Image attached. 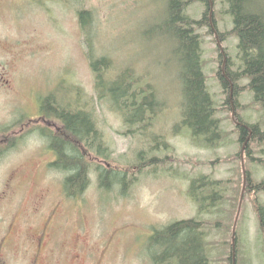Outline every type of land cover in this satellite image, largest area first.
<instances>
[{"label": "rangeland", "instance_id": "rangeland-1", "mask_svg": "<svg viewBox=\"0 0 264 264\" xmlns=\"http://www.w3.org/2000/svg\"><path fill=\"white\" fill-rule=\"evenodd\" d=\"M210 1L192 0L187 8L202 21L197 30L203 68L221 121L222 139L208 147L195 143L191 128L182 124L181 87L159 30L152 39L143 37L150 0H0V255L7 264H32L36 253V264H154L148 252L154 229L189 218L206 223L209 264H233L237 215L235 264H264L254 204L256 198L264 203V193L246 192L247 179L238 214L243 176L236 198L244 167L247 178L264 179L258 160L264 145L250 139L243 145L233 119L235 109L244 120L264 125V109L248 87L250 79L223 87L219 74L227 66L232 73L241 70L238 38L228 4ZM80 10L92 12L90 45L96 56L112 59L108 75L133 68L162 90L164 105L148 125H127L111 101L100 98ZM50 95L69 108L88 106L106 145L105 158L90 155V185L78 198L66 195L65 174L51 165L56 156L44 132L63 125L42 111ZM152 158L154 164L146 163ZM98 164L125 172V182L101 187ZM202 175L234 186L218 213L200 214L188 194L191 181ZM43 230L48 238L38 250L32 239Z\"/></svg>", "mask_w": 264, "mask_h": 264}, {"label": "trees", "instance_id": "trees-1", "mask_svg": "<svg viewBox=\"0 0 264 264\" xmlns=\"http://www.w3.org/2000/svg\"><path fill=\"white\" fill-rule=\"evenodd\" d=\"M209 1L206 0L208 6L211 2ZM221 1L228 4V11L233 17L232 31L238 38L241 70L232 73L227 66V72L219 74L220 80L225 89L229 87L232 89L233 82L236 84L242 78L250 79L248 87L264 109V0ZM150 2L152 16L145 23L143 37L152 39L154 33L159 30L161 40L167 44L164 57L174 62L172 65L176 74L174 78L179 81L181 87L182 124L191 128L195 143L214 146L222 139V131L203 68L202 41L197 30L202 21L193 19L187 13L192 0ZM79 20L86 35L91 67L96 77L95 86L100 98L109 99L114 108L122 113L127 125L143 122L148 125L153 113L164 105L162 90L153 86L151 79L133 68H126L114 76L108 75L113 64L112 59L108 56H96L90 45L94 35L92 12L80 10ZM222 52L221 50V55ZM166 63L164 61L162 65L165 67ZM42 111H47L48 115L62 122L63 126L58 132L44 134L48 138L49 148L56 156L51 165L65 174L64 192L69 198H78L90 185L92 152L105 158L106 145L103 135L88 106L69 108L55 96L50 95L44 99ZM234 121L243 145L248 139L264 145V125L250 123L239 113H235ZM160 143L167 145L166 141L160 140ZM246 151L250 154L248 147ZM143 156L144 151L140 153V157ZM155 159H149L146 163L152 165L156 162ZM258 160L264 167V157ZM98 165L96 171L99 172L101 187L111 190L114 184L125 182V172L102 169V165ZM242 179L243 175L236 189L237 199L241 194ZM247 179L246 192L264 193V179L255 181L249 175ZM231 189H234L231 180H218L210 175H202L191 181L188 194L198 205L200 214H212L222 209L227 202V194H231ZM121 193H124V189ZM254 201L260 230L264 234V203L257 198ZM233 204L235 203H232V206ZM205 224L204 220L191 218L176 220L162 228H155L148 240V252L153 263L209 264V240Z\"/></svg>", "mask_w": 264, "mask_h": 264}, {"label": "flooded vegetation", "instance_id": "flooded-vegetation-1", "mask_svg": "<svg viewBox=\"0 0 264 264\" xmlns=\"http://www.w3.org/2000/svg\"><path fill=\"white\" fill-rule=\"evenodd\" d=\"M222 55L225 57V52L222 53ZM39 117H41V116H39ZM35 121H37V120H35ZM29 123L32 125L34 122H32V119H31V121L28 122L27 125ZM7 138H8V141H9V137L8 136H7ZM47 238H48L47 230H43V231L40 232L39 236H37V237L32 239V244L36 245L37 249L40 250V249H42V247L44 246L45 242L47 241ZM3 241L4 242L6 241L5 238L3 239ZM39 258H40L39 254L36 253L35 257L32 258V264H36L39 261ZM0 261H1L2 264H7V262L1 257V255H0Z\"/></svg>", "mask_w": 264, "mask_h": 264}, {"label": "water", "instance_id": "water-1", "mask_svg": "<svg viewBox=\"0 0 264 264\" xmlns=\"http://www.w3.org/2000/svg\"><path fill=\"white\" fill-rule=\"evenodd\" d=\"M220 45H221V42L219 41V46ZM222 51L224 52V49L223 48H222ZM224 60L226 61V57H225ZM223 74H225L224 71H223ZM233 117H235V109L233 110ZM243 167H244V163H243ZM244 174H245V181H244V183H246V171H245V167H244ZM244 190H245V184H244V188H243V192H242V196H241V201H240V206H239L238 214L240 213V208H241V203H242V200H243ZM237 219H238V215H237V218H236V222H235V225H234V232H233V247H234L233 257H234V260H235V253H236L235 252V227H236Z\"/></svg>", "mask_w": 264, "mask_h": 264}, {"label": "bare ground", "instance_id": "bare-ground-1", "mask_svg": "<svg viewBox=\"0 0 264 264\" xmlns=\"http://www.w3.org/2000/svg\"><path fill=\"white\" fill-rule=\"evenodd\" d=\"M211 15V14H210ZM212 16V15H211ZM218 35V34H217ZM222 43V42H221ZM222 53H224V52H222ZM180 55V54H179ZM224 60V59H223ZM225 61L223 62V67L225 66ZM234 110V109H233ZM235 113H236V111H235ZM234 119H235V117H233ZM140 126V125H139ZM145 126V125H144ZM246 143V142H245ZM242 151H244V146H243V150ZM244 162V161H243ZM242 166V165H241ZM243 176H244V181H245V174H243ZM246 181H247V174H246ZM245 184V183H244ZM246 186V185H245ZM245 192V191H244ZM241 211V210H240ZM241 213V212H240ZM239 217V216H238ZM189 219H191V218H189ZM238 222V221H237ZM167 225V224H166ZM237 225V224H236ZM237 228V227H236ZM235 235H236V233H235ZM232 240V239H231ZM233 241V240H232ZM237 241V240H236ZM233 246V245H232ZM236 250V249H235ZM233 252V251H232ZM233 254V253H232ZM236 254V253H235ZM233 264H235V260H234V257H233Z\"/></svg>", "mask_w": 264, "mask_h": 264}]
</instances>
